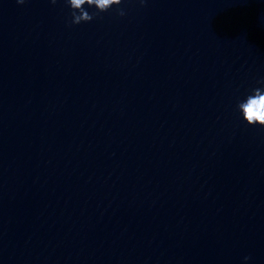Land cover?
<instances>
[{
  "label": "clouds",
  "instance_id": "9594fccd",
  "mask_svg": "<svg viewBox=\"0 0 264 264\" xmlns=\"http://www.w3.org/2000/svg\"><path fill=\"white\" fill-rule=\"evenodd\" d=\"M17 2L23 4L25 0H17ZM140 2L143 4L145 0H140ZM51 3L55 4L56 0H51ZM67 3L72 9L71 23L80 24L81 22H89L93 19V14H90L85 9V5L94 6L99 12H107L113 5H120L122 0H67ZM117 11L118 15H125L123 9H118ZM238 109L248 125H260L264 127V89H254L251 95L238 104ZM247 259L248 257H245V260Z\"/></svg>",
  "mask_w": 264,
  "mask_h": 264
}]
</instances>
